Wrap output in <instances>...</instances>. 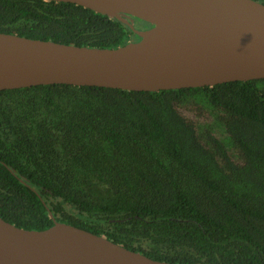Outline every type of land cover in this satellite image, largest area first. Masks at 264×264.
<instances>
[{"label": "trees", "instance_id": "obj_1", "mask_svg": "<svg viewBox=\"0 0 264 264\" xmlns=\"http://www.w3.org/2000/svg\"><path fill=\"white\" fill-rule=\"evenodd\" d=\"M0 32L96 48L140 38L54 0H0ZM0 217L64 222L171 263L264 264V78L0 90Z\"/></svg>", "mask_w": 264, "mask_h": 264}, {"label": "water", "instance_id": "obj_2", "mask_svg": "<svg viewBox=\"0 0 264 264\" xmlns=\"http://www.w3.org/2000/svg\"><path fill=\"white\" fill-rule=\"evenodd\" d=\"M54 1L115 17L140 38L96 48L0 32V90L70 84L158 92L264 78V3L258 0ZM123 15L151 26L136 30ZM0 264L179 263L64 222L29 230L0 217Z\"/></svg>", "mask_w": 264, "mask_h": 264}, {"label": "rangeland", "instance_id": "obj_3", "mask_svg": "<svg viewBox=\"0 0 264 264\" xmlns=\"http://www.w3.org/2000/svg\"><path fill=\"white\" fill-rule=\"evenodd\" d=\"M133 25H134V28L136 29V30H144V24H143V22H142V20H140V19H136L134 22H133ZM146 29H147V27H146ZM192 118H194V116H192V115H190Z\"/></svg>", "mask_w": 264, "mask_h": 264}]
</instances>
